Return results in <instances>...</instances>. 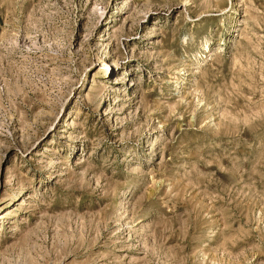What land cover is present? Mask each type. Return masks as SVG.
Instances as JSON below:
<instances>
[{
    "label": "rangeland",
    "instance_id": "obj_1",
    "mask_svg": "<svg viewBox=\"0 0 264 264\" xmlns=\"http://www.w3.org/2000/svg\"><path fill=\"white\" fill-rule=\"evenodd\" d=\"M0 264H264V0H0Z\"/></svg>",
    "mask_w": 264,
    "mask_h": 264
}]
</instances>
